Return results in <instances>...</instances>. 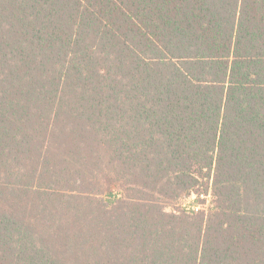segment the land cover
Masks as SVG:
<instances>
[{"label":"trees","instance_id":"trees-1","mask_svg":"<svg viewBox=\"0 0 264 264\" xmlns=\"http://www.w3.org/2000/svg\"><path fill=\"white\" fill-rule=\"evenodd\" d=\"M0 264H264V0H0Z\"/></svg>","mask_w":264,"mask_h":264},{"label":"rangeland","instance_id":"rangeland-1","mask_svg":"<svg viewBox=\"0 0 264 264\" xmlns=\"http://www.w3.org/2000/svg\"><path fill=\"white\" fill-rule=\"evenodd\" d=\"M116 190H113V192H115ZM207 198L208 200H210L209 197H205ZM205 198H201V200L205 199ZM196 197L195 196H191L189 198H186L184 200H182L180 202V206L182 208H184L185 210L187 211H196V210H202V209H207V207L209 206L208 205V202H205V204H199L196 200ZM207 200V201H208Z\"/></svg>","mask_w":264,"mask_h":264}]
</instances>
